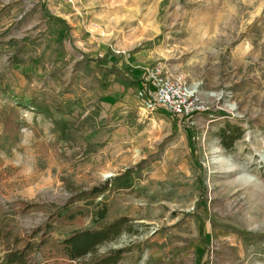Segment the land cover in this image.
<instances>
[{
    "label": "rangeland",
    "instance_id": "374dc122",
    "mask_svg": "<svg viewBox=\"0 0 264 264\" xmlns=\"http://www.w3.org/2000/svg\"><path fill=\"white\" fill-rule=\"evenodd\" d=\"M160 61L219 97L209 123L144 107V78ZM8 104L21 127L10 144L0 125L1 224L29 232L129 168L134 193L96 199L104 220L124 216L129 227L94 254L126 247L117 264H264V218L253 220L264 210V0H0ZM222 128L240 134L229 147ZM94 225L77 216L49 232L63 239Z\"/></svg>",
    "mask_w": 264,
    "mask_h": 264
},
{
    "label": "trees",
    "instance_id": "16d2710c",
    "mask_svg": "<svg viewBox=\"0 0 264 264\" xmlns=\"http://www.w3.org/2000/svg\"><path fill=\"white\" fill-rule=\"evenodd\" d=\"M139 83V88L147 90L143 80ZM147 95L151 96L150 93ZM18 116L19 110L16 106L8 104L0 107V125L10 144L16 142L21 127ZM239 136V133L231 135L225 128L219 130V137L226 147L231 146L233 140ZM133 172L128 168L103 184L80 191L71 197L65 211L52 213L46 224L36 226L29 232H15L9 224L0 223V243L4 248L0 264H117L129 248L121 247L102 255L94 253L100 244L114 239L125 231L129 227V219L120 216L110 221L104 220L107 213L106 205L100 201L102 198L97 201L96 199L104 192L134 193ZM80 201L81 204L75 205ZM18 205V211L23 213L31 208V205L23 202ZM71 205L75 206L70 208ZM88 215L93 217L95 222L92 228L74 229L63 239L55 238L49 232L51 224L65 225L77 216ZM92 254L91 258H86V255Z\"/></svg>",
    "mask_w": 264,
    "mask_h": 264
},
{
    "label": "built area",
    "instance_id": "2783aa9c",
    "mask_svg": "<svg viewBox=\"0 0 264 264\" xmlns=\"http://www.w3.org/2000/svg\"><path fill=\"white\" fill-rule=\"evenodd\" d=\"M144 80L152 86L151 96L144 98V107L149 112L164 110L188 126L197 125L201 120L211 121L213 103H218L219 97L193 87L185 75L171 71L165 61L152 65Z\"/></svg>",
    "mask_w": 264,
    "mask_h": 264
},
{
    "label": "bare ground",
    "instance_id": "6f19581e",
    "mask_svg": "<svg viewBox=\"0 0 264 264\" xmlns=\"http://www.w3.org/2000/svg\"><path fill=\"white\" fill-rule=\"evenodd\" d=\"M193 87H197V85L196 84H194V86ZM232 109H233V107H232ZM238 171V170H237ZM230 172H235V170H233V171H230ZM231 175H233V174H231ZM263 196V195H262ZM262 198V197H261ZM249 200H250V202L252 201L251 200V197L250 198H248ZM259 202H260V200H259ZM255 204H257V201L255 200V201H253L252 202V206H254ZM259 206H260V204H259ZM256 207H258V206H256ZM253 213H254V218H253V220L255 221V222H262L263 220H261V219H263L264 218V210L263 209H259V210H257V211H253Z\"/></svg>",
    "mask_w": 264,
    "mask_h": 264
}]
</instances>
